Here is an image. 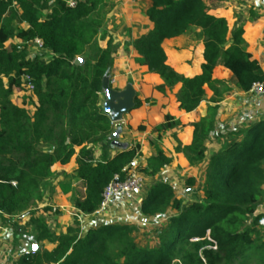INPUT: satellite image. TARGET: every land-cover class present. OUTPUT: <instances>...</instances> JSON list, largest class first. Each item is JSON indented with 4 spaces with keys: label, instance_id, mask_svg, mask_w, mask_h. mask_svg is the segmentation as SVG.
<instances>
[{
    "label": "trees",
    "instance_id": "trees-1",
    "mask_svg": "<svg viewBox=\"0 0 264 264\" xmlns=\"http://www.w3.org/2000/svg\"><path fill=\"white\" fill-rule=\"evenodd\" d=\"M69 1L0 0V218L17 226L16 216L30 211L24 225L32 227L39 245L13 264H172L178 258L193 264L201 243L190 239L202 238L207 231L218 245L216 251L205 253L207 264H264V253L256 254L262 248L254 246L248 231L241 230L244 220L257 213L263 194L264 122L211 157L201 200L185 204L172 185L158 182L151 186L140 205L142 215L176 211L158 233L157 248L140 247L135 226L104 223L83 230L78 216L66 231L55 233L39 212L28 209L56 165L66 166L76 159L75 176L83 192L74 199L73 207L84 217L92 216L101 208L106 188L116 176L124 181L140 155L139 145L114 155L109 147L113 124L103 109L101 93L118 50L113 38L93 62L83 59L75 63L104 27V15L98 14L107 2L75 0V6H70ZM207 1L213 0H151L147 16L154 27L134 42L139 63L162 80L150 86L148 96L165 97L167 104L172 100L171 107L185 114L195 112L203 101L209 102L198 121H176L167 113L152 129L157 138L179 126L186 129L175 135V150L183 164L184 158L204 160L206 141L218 120V103L230 91L228 83L215 76V69L229 71L243 92L264 82L258 59L247 50L243 27L235 22L231 27L226 11L210 8ZM11 10L26 24L17 33L5 22ZM194 27L200 29L204 42V63L200 74L186 77L167 63L163 42ZM13 36L16 41L40 39L42 53L31 56L18 43L8 48ZM28 82L34 87L30 90L32 115L27 101L17 105L11 100L15 89H28ZM148 96L136 97L134 108L150 105ZM98 149L100 156L95 158ZM172 162V157L159 150L148 158L143 171L154 177ZM45 241L53 244L52 249L42 248Z\"/></svg>",
    "mask_w": 264,
    "mask_h": 264
},
{
    "label": "rangeland",
    "instance_id": "rangeland-1",
    "mask_svg": "<svg viewBox=\"0 0 264 264\" xmlns=\"http://www.w3.org/2000/svg\"><path fill=\"white\" fill-rule=\"evenodd\" d=\"M207 4L210 8L223 6V2H217L214 0L207 1ZM107 5L104 11H101V13L98 14L99 17L104 15L105 22H107L108 19ZM5 22L13 27L15 33L19 32L22 28L19 16L15 15L12 10L7 13ZM108 30L109 29L105 26L101 29L95 42L88 47L82 58L79 57L81 62L83 59L93 62L110 38H113L112 40L116 45L118 44L115 42L116 38ZM199 32L200 29L194 27L187 34H189L192 39L202 40ZM16 43L20 44L22 47H27L31 56L42 53V50L38 49L34 43L25 40L16 41L15 36L10 39L7 46L9 48ZM232 90L233 89L230 88V91ZM14 91L19 92L18 94H20L17 95L18 99L25 102L29 101L30 104L33 102V95L30 90L18 88ZM13 96L15 97V93H13ZM148 97L151 99V104L148 105V109L134 108L135 112H132L133 119L127 124V127L132 129L135 134H143L148 127H150L151 132L146 137L151 138V146L146 149L142 148L140 155L130 166V168L136 171V174L144 179L141 188L125 193V195L132 196L134 199H137L138 197L144 198L152 185L158 182H165L173 186L176 197L184 201L185 204L201 200L203 198L206 169L211 157L228 148L238 138L241 139L246 130L254 128L264 122V92L250 91L242 95L233 94L227 103L219 106L218 120L216 122L215 130L206 141L207 151L204 160L194 162H189L187 160L183 164L177 159V152L175 150L177 146L175 135L180 134L183 131L181 126L162 133L160 138H157L156 134L152 135V127L162 122L163 115H161V111L169 106L172 100L167 104L165 97ZM171 99L173 98L171 97ZM155 102L157 106L151 108ZM208 105L209 103H206L203 106V108H205L204 115L207 112ZM28 111H31V109H28ZM109 147L112 149L111 144ZM99 150L100 149L97 150V153L94 156L95 158H99ZM159 150L165 151L170 157H172L173 162L169 166L163 168L158 175L154 177L148 176L144 173L143 169L147 166L148 158L157 154ZM82 192V183L74 173H66V171L59 170V168H54L51 177L42 184L41 189L33 195V198H31L28 209L39 212V215L43 216L52 232H64L69 228L75 218V215L70 214V212L67 211L73 207L74 199L80 196ZM123 195L124 194H121L120 196ZM118 197L119 196L116 198ZM116 198H113L109 202V206L112 201L116 200ZM132 205L131 209H128L125 212H120L118 209L113 210L107 207L102 212L96 213L95 216L82 218L81 226L83 230H86L104 224L105 218L107 221H112L113 219L120 224L135 226V237L137 244L140 247L146 249L157 248L159 246L158 233L165 229L170 218L175 215L176 211L169 209L162 215L144 216L140 211V207H138L135 202H133ZM68 206H70V208ZM64 214L66 216H64ZM259 214L260 216H258ZM262 217H264V186L257 213L251 217H247L241 225L242 231H248V236L254 241V246H260L262 248L260 252L256 253L258 256L260 253H264V224L260 223ZM255 220H257L256 223ZM26 222L27 221H20V224L17 222L18 224L15 226L13 221L0 218V264H13L15 260L28 249L27 247L36 241L34 235L35 232L30 225L25 227L24 224ZM190 242L201 243L200 249L195 255L193 264H200V260L202 264H207L208 260L205 257V253L216 251L218 247L217 242L213 239L210 231H207L202 238L192 237ZM36 245L38 248L39 245L37 243ZM52 247L53 244L47 241H45L42 246L43 249H52ZM189 262H191L190 259L187 263ZM187 263L179 258L172 262V264Z\"/></svg>",
    "mask_w": 264,
    "mask_h": 264
},
{
    "label": "crops",
    "instance_id": "crops-1",
    "mask_svg": "<svg viewBox=\"0 0 264 264\" xmlns=\"http://www.w3.org/2000/svg\"><path fill=\"white\" fill-rule=\"evenodd\" d=\"M106 2L108 4V19L104 26L116 38L115 42L118 43V50L115 55L114 65L103 81V90L101 93L103 100L102 106L105 113L109 116L108 112L112 106L121 105L127 100L132 102V107L128 112L122 113L119 120L112 122L111 155L135 145L140 146L141 152L142 148L146 149L151 146V138H146L151 133L150 127L143 134L139 135L135 134L132 129H129L127 124L133 119L132 112H135V98L144 99L149 94L148 91L151 85H158L162 82L159 76L149 73L147 68L139 63L140 56L134 48L136 39L148 33L154 27V24L149 21L147 16V10L151 7L152 2L151 0H106ZM217 8L226 11L225 16L228 18L231 27L235 23L243 27V38L247 43V50L252 54L253 58L258 59L264 71V0H224L223 6ZM21 25L22 27H26L25 23ZM163 48L167 55V63L178 73L186 77H193L201 73L202 64L204 63L203 40L192 39L189 34H184L165 40L163 42ZM41 50L43 51V49ZM215 76L225 80L228 86L233 89L224 95L223 100L218 103L219 106L227 103L233 94L242 95L248 93L241 91L232 79L231 73L222 67L215 69ZM112 79H115L114 83H111ZM14 93L15 97L12 95L11 100L17 105H22L25 101L17 98V95H20L18 94L19 92L14 91ZM206 103L209 102L203 101L197 110L190 114L182 113L177 108L173 109L169 105L161 111V115L171 113L175 116L176 121L180 118L185 123L194 120L198 121L204 116L205 108L203 106ZM26 104L27 109H31L29 114L32 115L34 113L33 105L29 101ZM148 105L145 103L139 109H148ZM156 106L155 102L151 108ZM185 131L186 129L183 128L181 133H185ZM152 135H154L153 131ZM179 156L177 154L178 160H180ZM184 161H187V159L184 158ZM180 162L182 163L181 160ZM76 167V159H73L66 166L57 164L55 169L59 168V170L66 171V173H74L75 175ZM142 200V197L134 199L132 196L124 194L112 201L109 208L125 212L131 209L133 202L140 207ZM96 213L92 216H95ZM64 216L66 215L64 214ZM104 220V223H117L113 219V222L107 221L106 218ZM32 245H36V241L31 243L27 248H30Z\"/></svg>",
    "mask_w": 264,
    "mask_h": 264
},
{
    "label": "built area",
    "instance_id": "built-area-1",
    "mask_svg": "<svg viewBox=\"0 0 264 264\" xmlns=\"http://www.w3.org/2000/svg\"><path fill=\"white\" fill-rule=\"evenodd\" d=\"M75 4H76L75 0L69 1L70 6H75ZM32 43H34V45L37 46L39 49H43V43L40 39H35ZM25 80L28 81L29 78L26 77ZM114 82H115V79H112L111 83H114ZM27 88L29 90H32L34 88L31 82H28ZM250 91L263 93L264 92V82L255 84ZM129 169L127 171V177L124 181H121L119 177L116 176L115 180L106 188L105 193H104V201L99 211H97V213L102 212L104 209L109 207V202L113 198H116L117 196H120L121 194H125V193H128L129 191L139 189L142 187L143 182H144L143 177L136 174V171H134L132 168L129 167ZM68 207L70 208V206ZM70 210L68 209L67 212H70V214L78 216L80 219L84 218V215L79 214V212L76 211L74 207H71ZM29 216H30V211H25L19 214L18 216H16V218L19 220V223H20V221L22 222L27 221ZM260 223L264 224V217L260 219ZM34 252H35L34 250H30L28 248L27 250L23 252V254H29V253H34Z\"/></svg>",
    "mask_w": 264,
    "mask_h": 264
},
{
    "label": "water",
    "instance_id": "water-1",
    "mask_svg": "<svg viewBox=\"0 0 264 264\" xmlns=\"http://www.w3.org/2000/svg\"><path fill=\"white\" fill-rule=\"evenodd\" d=\"M75 63H76V64H80V63H81V60H80L79 57H77V58L75 59ZM131 107H132V102H131L130 100L125 101V102H124L123 104H121V105H114V106H112V107L109 109V112H108L110 120H111L112 122H115V121L119 120L120 115H121L122 113L128 112V110H129ZM29 249H30V250H34V251H36V249H37V245H32V246H30Z\"/></svg>",
    "mask_w": 264,
    "mask_h": 264
}]
</instances>
